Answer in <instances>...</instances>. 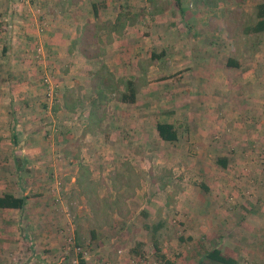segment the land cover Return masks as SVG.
<instances>
[{
    "label": "crops",
    "instance_id": "crops-1",
    "mask_svg": "<svg viewBox=\"0 0 264 264\" xmlns=\"http://www.w3.org/2000/svg\"><path fill=\"white\" fill-rule=\"evenodd\" d=\"M263 2L179 0L180 6H177L176 0H29L23 3L0 0V192L14 196H27L34 188L43 192L36 197L37 202L27 196L25 206L26 210L30 207L33 214L43 213L40 218H0V264H78V257L84 264H135L138 256L135 251L145 248L144 242L148 238L149 241L153 238L158 252L168 258L169 250L161 249L155 240L159 237V223L152 225L145 221L140 226H128L126 218H111L112 215L110 218H79L78 212V218H52L56 217L55 212H51V217L44 215V208L54 209L55 204L50 201L49 182L40 174L43 171H47L45 175L49 171L53 172L52 176L59 175V181L69 179L70 186H62L67 192L62 195L59 205L65 208L64 202H67L68 207L88 206V197L78 185L79 165L75 164L73 172L65 166V161L59 164L54 157L71 159V154H75L80 146L81 150L88 149L92 154L94 149L101 152L96 147L100 142L96 136L103 123V119H96L97 96L107 91L126 92L125 81L132 82L135 101L113 100L109 106L110 114L118 116L116 122L111 121L113 124L126 121L134 127L138 123L144 124L145 112L157 111V123L152 131L154 137L161 139L156 129L158 123H169L177 138L161 141L174 146L192 143L194 148L189 147V154L196 155L197 152L201 158L213 159L215 166L212 163L211 169L200 168L203 181L193 186L198 192L197 197L209 195V200H202L203 219L219 217V208L208 213L213 201L220 205L213 194L223 189L216 183L213 172L238 176L242 189L251 185H245L248 178L255 181L256 177L263 176L256 188L260 196L264 189V163L256 161L255 153L258 146L264 148V12L259 10ZM145 10L151 20L126 19L119 33L108 30L107 25L114 23L118 14L125 12L138 16ZM145 29L168 31V73L160 72L163 51L154 50L160 44L152 33L145 35ZM38 46L44 51L40 58L36 56ZM228 61L232 65H228ZM45 74L52 75L54 80L55 76L62 79L66 74H72L79 81L66 84L71 87L68 89L72 90L73 96L79 90L89 94L79 134L73 132L76 122H71L75 123L72 125L66 120L61 124L59 121L54 123V116L59 112L66 115L79 110L82 100L77 96L79 102L73 110L63 106L52 110L53 105L37 107L44 100ZM109 78L114 80L111 85ZM63 81L59 82L62 87L67 83ZM46 109L50 119L45 128L47 132L49 128L61 129L62 135L57 139H43L40 131L37 132L39 124L45 123L40 116ZM94 126L98 127L93 129ZM112 138L111 135L107 137L110 144H113ZM119 140V137L114 140V146L120 145ZM16 142L23 145H15ZM19 157L28 159L24 173L20 171ZM29 178V182L18 187L20 180ZM90 179L96 183L100 197L99 181L93 178L92 171ZM57 185L53 181L50 187L57 188ZM138 188L132 189V195ZM132 195L127 197L129 201L120 202L122 207L130 206ZM248 198L251 203L255 201L251 195ZM45 201L47 205H43ZM188 203L192 204L190 200ZM108 205L116 207L118 203L110 199ZM238 205L231 209H236L240 215ZM243 205L249 210L253 208L251 204ZM5 210L17 209L0 208V212ZM241 212L246 222L247 213ZM22 223L33 238L34 245L30 250L18 249V226ZM121 223H125V227L120 231ZM235 223L239 226L236 219ZM125 232L124 238L117 236L120 240L114 239L115 233ZM238 233L240 231L234 228L229 231L218 228L217 245L206 246V251L218 248L237 264H243L241 247L235 242ZM201 235L212 237L207 232ZM188 237L193 238V235ZM70 238L80 250L68 248ZM202 256L205 258L204 254Z\"/></svg>",
    "mask_w": 264,
    "mask_h": 264
},
{
    "label": "rangeland",
    "instance_id": "rangeland-1",
    "mask_svg": "<svg viewBox=\"0 0 264 264\" xmlns=\"http://www.w3.org/2000/svg\"><path fill=\"white\" fill-rule=\"evenodd\" d=\"M148 17L149 16L146 10L141 13V15L139 14L138 16H130L132 21L139 20L141 22L142 20H144L143 22L151 20L150 17ZM143 33L145 35H150L152 33V35L157 40V44H160L154 49H158L159 53L163 51L164 54L159 63L160 72L168 73V31H150L149 29H145ZM151 49L152 47L149 46L150 52H152ZM149 51H147V53ZM154 53L158 54L155 51ZM157 67L158 66L155 65L156 70ZM45 75H49L52 81L55 83L56 95L53 100H48L47 97L44 96V100L40 101L41 103L37 104V107H41L43 105L42 108H45V105H48L49 107L53 105V110L56 101L61 99L62 92L68 88H71L66 86L77 80L72 74H66V78L62 79L55 76V80L53 79L52 75ZM63 80H66L67 83H65V86L62 87V85H59V82L62 83L64 82ZM108 81L109 85L114 83V80L111 78H109ZM42 87H44V84ZM162 90H164V88H162ZM120 93L121 91L118 90L115 92L107 91V93L104 94L103 97L99 98L98 102H96V119L101 121L103 119L102 127H99L100 131L96 136L98 137L97 142L100 141L98 145H96V147H98L101 151L99 152L100 154L95 149L93 154L88 149L83 150L82 148L81 150L80 146L78 149H76L75 154H71V159L63 160L62 156L55 155L54 159L56 162L63 164L65 161V166L70 168V170L73 172L75 164H84L88 168L90 167L93 178L99 181L98 188L100 198H106L108 199V202L111 199V202L118 203L117 206L114 205L116 207H110L107 211L110 214L109 216L112 215L111 218H126L127 221H129L127 224L128 226H130V224H136L137 226L139 224L140 226V224L145 221L148 223L150 222L149 224L152 225L159 223L157 228L159 237H156L155 240H158L159 247L161 249L166 248L169 250L168 258L165 256V259H169L173 263L218 264L216 262L210 261V259L206 257L204 258L202 255L206 252L207 247L213 248L215 245H217L218 228L228 231L234 228L235 231H240V234L238 233L239 235L235 242H239L238 245L241 247L240 254L242 259H244L243 264H246L245 262H253L252 264H264V189H262L263 193L260 194V196L256 189L259 187V183L257 182H261L263 180V176L256 177L255 181L252 177L248 178L246 182L249 184L245 183V185H251L242 189V182L240 181L241 179L237 181L238 176L232 173L218 174L213 172L214 174L212 175L216 176V183L220 184L219 186H222L223 189L220 191V193L215 192L213 194L215 198L218 197V201L221 202L220 205H218L216 201H213L208 213L219 208V217L203 219L204 217L202 213H205V210L202 209V204L204 205L202 200H209V195L206 198L205 195L203 197L202 194V196L197 197L196 195L198 192L195 191L193 186L195 184L199 185L200 182L203 181L202 175L200 174V168L206 170L207 168L211 169L213 164L215 166L213 159L211 158L208 160L201 158L197 152L196 155L198 157L196 155L189 154V147L191 146L194 148L192 143L177 144L174 146L168 142L161 141V139L159 140V138L154 137L152 131L153 127H155V124L157 123L156 115L159 114L157 111L145 112L146 118H144V124L138 123L136 124L137 127H135L136 125L132 127L129 122L126 123V121L123 122L126 123V125L121 122L113 124L111 121L116 122V120H118V116L110 114L111 110H109V106L112 105L114 99H119ZM75 96L82 100L80 102L78 111H76L74 114L67 113L66 115H63L62 112H59L56 117L54 116V123L56 124L58 121L61 124L63 120L69 121L70 124L71 122H76V124L72 123L76 125L75 129L73 130L74 133L78 132V128H80L82 121L85 119L84 115L86 111L84 112V110L88 107L87 101L89 99V94L80 93L79 90V92H75ZM47 110L48 109L43 110V114L40 116V119H42V121L45 123L39 124V127H37V132L40 131L39 135L43 137V139H47V137L57 139L62 135L61 129L54 127V130H50L49 128L50 132H47L45 128L49 124L46 123L48 122L47 120L50 119V115ZM164 110L165 109L160 112V117ZM135 113L137 112L135 111ZM153 116L155 117L152 118ZM133 120L135 119L133 118ZM52 123L53 122L50 124ZM96 127L98 126H94L93 129H96ZM69 129L71 130V128ZM24 132L26 134V131ZM12 134H15V131ZM108 135L113 136L111 139V143L113 144H110V142L107 141ZM118 137L121 140H119L120 145L114 146V143L116 142L114 140H116ZM11 141H13L12 135ZM15 145L21 146L23 144L16 142ZM170 147L173 149L171 148V150ZM258 147V151L255 153V159L258 163H264V148H261V146ZM105 151L108 153H104ZM57 153L58 152H56V154ZM18 160L20 163L19 165L22 166L20 171L24 173L26 169L25 167L28 166V159L19 157ZM50 160L52 162L51 157ZM232 162L234 163V161ZM216 168L218 167H215V169ZM122 170L126 173H123ZM45 172L47 171L40 172V174L43 175V178L45 177L46 181L48 180V189L50 190L51 196L50 201L52 205L55 204L54 209L44 208L46 211V214H44L45 216H50L51 212H55L56 217L54 216L52 218H74L75 215L78 216L76 214V212H78L80 213L79 218H93L89 206H82L79 208L73 206L68 207L67 202L66 204L64 202L65 208L59 205V202L62 199L61 197H63L62 195L65 191L67 192V190L62 189V186H70V184H68L69 179L64 178L59 181V175L52 176V171H49L45 175ZM30 178L26 179L25 181L23 179L20 180L18 182V187L24 186L26 181L29 182L31 180ZM44 181L45 180H42V182ZM53 181L54 183L58 184L57 188H55V186L52 188L50 187L52 186ZM136 186L139 188L132 195V189L134 190V187ZM33 190V192L29 190L27 196L30 197L31 200H35V202H37L38 198L36 197L42 195L43 192L39 191L37 188H34ZM185 191H187V193H185ZM130 195H132L131 202L133 204L131 203L130 206L125 208L122 207L121 203L125 202V199H128L127 197ZM248 195H251V198L253 197L255 201H252L251 203ZM68 200L73 201V199ZM129 200L130 199H128V201ZM188 200H190L192 204L188 203ZM46 203L47 202L45 201L43 205H47ZM243 203H247V205L251 204L253 208L249 210L243 205ZM236 204H240L238 205V210H245V213H247L246 222H244V214L241 211H239V215L236 209L234 211L231 209L234 208ZM30 209L31 208L29 207L27 210L24 208L21 211H1L0 218H28L27 216H33L32 218H40V216L43 214L40 212L33 214L31 213ZM100 218L107 217H105L104 214H101ZM235 219L239 223V226H237L235 223ZM124 227L125 223H121L120 227L118 228L121 231L124 230ZM18 229H20V233H18V249L22 251L32 249L34 245L33 238L25 223H22L20 226H18ZM206 232L207 235L209 234L212 237H201V234H205ZM190 234L193 235V238L188 237ZM126 235V232L122 234L115 233L114 239L120 240V238L117 236L124 238ZM144 246L145 248L141 247L135 251V253L138 255L137 260L144 259L146 264H166L165 259L159 257V255L162 253L158 252V247V250L156 249L153 238H151V241H149L148 238L147 242H144ZM201 260L204 261L200 262Z\"/></svg>",
    "mask_w": 264,
    "mask_h": 264
},
{
    "label": "trees",
    "instance_id": "trees-1",
    "mask_svg": "<svg viewBox=\"0 0 264 264\" xmlns=\"http://www.w3.org/2000/svg\"><path fill=\"white\" fill-rule=\"evenodd\" d=\"M177 6H180L179 0H176ZM260 13H263L264 11V2L260 4L259 6ZM126 19H131L130 15L128 13H120L115 19L114 23H109L107 25L109 31H115L119 33L121 31V28L124 25V22ZM132 20V19H131ZM228 65H232V62L228 61ZM125 87H126V92L121 93L119 96L120 101L122 102H134L135 101V89L132 86L131 81H125ZM104 94H99L97 97L101 98L103 97ZM78 98L73 96L72 90L67 89L63 92L62 98L60 102H57L54 106V110L57 108L63 106L64 108L68 110H73L77 105H78ZM94 104L93 109H95L96 103L93 102ZM92 109V110H93ZM94 116V112L92 111V119ZM156 129L158 132V136L165 141H172L177 138V134L175 130H173L172 125L169 123H158L156 125ZM222 161L223 160H219ZM78 185L80 188V191L88 197V206L90 208V211L92 213L93 218H100L101 214H104L105 217L109 218L110 214L107 212L110 206L108 205V199L106 198H100L97 195V190H96V183L90 179V171L87 166L84 164H79L78 168ZM201 188L205 189L204 186H201ZM27 196H14L12 194L8 193H1L0 192V208L6 209H17V210H23L26 206L27 203ZM101 208H102V213H101ZM112 208V207H111ZM74 218H77V216ZM156 249L158 250L157 246ZM204 256L210 260L217 261L221 264H237V261L231 257H228L218 249L214 248L212 250L206 251L204 253ZM159 257L165 259L164 254H160ZM166 264H174L171 262L169 259H165ZM78 264H84V260L80 257H78Z\"/></svg>",
    "mask_w": 264,
    "mask_h": 264
},
{
    "label": "built area",
    "instance_id": "built-area-1",
    "mask_svg": "<svg viewBox=\"0 0 264 264\" xmlns=\"http://www.w3.org/2000/svg\"><path fill=\"white\" fill-rule=\"evenodd\" d=\"M20 1L22 3L23 2H29V0H20ZM36 50H37L36 56L38 58L42 57V55H43L42 47L41 46H38ZM43 79H44L43 82H44V84L46 86V91L44 92V96H46L48 100H53L54 97H55V95H56V85L52 81V79H51V77L49 75H45L43 77ZM57 156H59V155H57ZM67 246H68L69 249L70 248H74L75 250L76 249L77 250H80L79 247L77 248V246L75 245V242H73V239L72 238H70L68 240V245ZM135 264H146V261L144 259H138V260H136V263Z\"/></svg>",
    "mask_w": 264,
    "mask_h": 264
}]
</instances>
